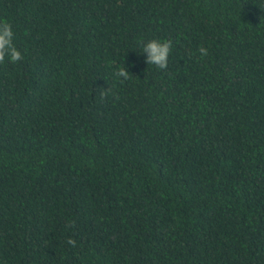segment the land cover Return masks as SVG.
I'll list each match as a JSON object with an SVG mask.
<instances>
[{
	"label": "trees",
	"instance_id": "trees-1",
	"mask_svg": "<svg viewBox=\"0 0 264 264\" xmlns=\"http://www.w3.org/2000/svg\"><path fill=\"white\" fill-rule=\"evenodd\" d=\"M5 19L0 264H264V0H0Z\"/></svg>",
	"mask_w": 264,
	"mask_h": 264
},
{
	"label": "clouds",
	"instance_id": "clouds-1",
	"mask_svg": "<svg viewBox=\"0 0 264 264\" xmlns=\"http://www.w3.org/2000/svg\"><path fill=\"white\" fill-rule=\"evenodd\" d=\"M15 32L13 25L8 20H0V64L5 63L6 58L11 63H16L23 60L22 53L17 49L14 43ZM173 47L171 40L160 41L151 39L142 42V53L146 54L147 65H154L157 69L166 70L168 68V59ZM201 58L208 55V49L204 46L198 48ZM115 76L129 79V72L125 68H120L115 72ZM108 90V89H107ZM101 92V97L106 94V91ZM74 223L70 222L66 227H73ZM66 243L72 247L76 246V240L69 237Z\"/></svg>",
	"mask_w": 264,
	"mask_h": 264
}]
</instances>
